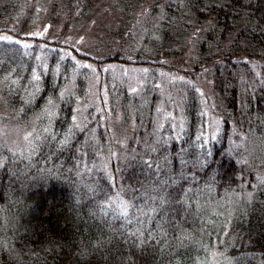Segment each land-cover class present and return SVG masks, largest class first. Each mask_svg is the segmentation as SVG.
Listing matches in <instances>:
<instances>
[{"label":"trees","instance_id":"1","mask_svg":"<svg viewBox=\"0 0 264 264\" xmlns=\"http://www.w3.org/2000/svg\"><path fill=\"white\" fill-rule=\"evenodd\" d=\"M0 36V264H264V0H0Z\"/></svg>","mask_w":264,"mask_h":264},{"label":"rangeland","instance_id":"2","mask_svg":"<svg viewBox=\"0 0 264 264\" xmlns=\"http://www.w3.org/2000/svg\"><path fill=\"white\" fill-rule=\"evenodd\" d=\"M37 29L38 28H36L35 30ZM200 83H201L200 91L203 94L204 99L205 97L209 96L208 103L205 107V121H204V126H203V135L209 136L213 134L215 129L217 128V116L211 110L213 109L211 106L215 104V100H213L209 92V88L207 84L203 80H201ZM160 109L162 112L161 120L164 121L166 118H169L172 128L178 131V127L180 126V121H179L180 115L176 113V111L173 108H171L170 110H167L164 107H162ZM0 113L2 114L3 110L0 111ZM174 133L176 132L174 131ZM27 139H28L27 129H21L18 126H14L13 124L9 123L8 120L6 121L0 120V140H2V142L0 143H6L10 147L19 148L25 145V143L27 142ZM219 255H220V250L218 248L217 249L213 248L212 249V259L217 260L219 258Z\"/></svg>","mask_w":264,"mask_h":264},{"label":"snow or ice","instance_id":"3","mask_svg":"<svg viewBox=\"0 0 264 264\" xmlns=\"http://www.w3.org/2000/svg\"><path fill=\"white\" fill-rule=\"evenodd\" d=\"M34 35H43V33L42 32H38V33H34ZM0 39H2V40H10V39H12V37H10V36H0Z\"/></svg>","mask_w":264,"mask_h":264}]
</instances>
